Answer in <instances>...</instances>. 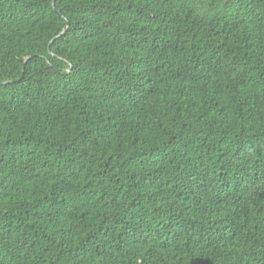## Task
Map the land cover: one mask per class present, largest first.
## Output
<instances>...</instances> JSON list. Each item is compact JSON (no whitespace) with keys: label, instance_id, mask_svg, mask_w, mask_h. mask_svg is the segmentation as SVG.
Returning <instances> with one entry per match:
<instances>
[{"label":"trees","instance_id":"16d2710c","mask_svg":"<svg viewBox=\"0 0 264 264\" xmlns=\"http://www.w3.org/2000/svg\"><path fill=\"white\" fill-rule=\"evenodd\" d=\"M0 264H264V0H0Z\"/></svg>","mask_w":264,"mask_h":264},{"label":"water","instance_id":"95a60500","mask_svg":"<svg viewBox=\"0 0 264 264\" xmlns=\"http://www.w3.org/2000/svg\"><path fill=\"white\" fill-rule=\"evenodd\" d=\"M54 3V2H53ZM5 83H10V82H5Z\"/></svg>","mask_w":264,"mask_h":264}]
</instances>
